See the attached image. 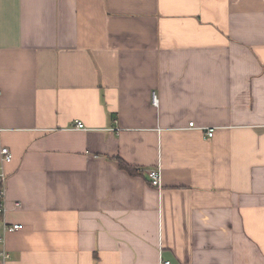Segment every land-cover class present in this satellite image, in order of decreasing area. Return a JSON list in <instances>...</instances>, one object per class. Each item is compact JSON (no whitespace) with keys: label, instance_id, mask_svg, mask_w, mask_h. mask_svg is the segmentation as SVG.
<instances>
[{"label":"crops","instance_id":"obj_1","mask_svg":"<svg viewBox=\"0 0 264 264\" xmlns=\"http://www.w3.org/2000/svg\"><path fill=\"white\" fill-rule=\"evenodd\" d=\"M0 90V264H264V0H0Z\"/></svg>","mask_w":264,"mask_h":264},{"label":"built area","instance_id":"obj_2","mask_svg":"<svg viewBox=\"0 0 264 264\" xmlns=\"http://www.w3.org/2000/svg\"><path fill=\"white\" fill-rule=\"evenodd\" d=\"M1 94V90H0ZM156 101V96H154ZM193 126V123H191ZM76 127L84 128L85 125L82 121H76ZM213 129L211 128L208 132L209 136H213ZM13 159V154L9 147L2 146L0 149V214H5L6 211V190H5V183L7 180V172L5 170V164L11 162ZM147 176L150 179V183L155 187H161V171L159 169H149L146 171ZM16 206H20L19 202H16ZM22 228L20 223H8L4 222L2 229L0 230V254L5 258H9L10 255L3 249V245L5 243L6 235L10 232L18 231ZM162 264H173L170 260H163Z\"/></svg>","mask_w":264,"mask_h":264},{"label":"trees","instance_id":"obj_3","mask_svg":"<svg viewBox=\"0 0 264 264\" xmlns=\"http://www.w3.org/2000/svg\"><path fill=\"white\" fill-rule=\"evenodd\" d=\"M120 166L123 168H127V169H131L124 161H122L121 159L119 160ZM2 217V215L0 214V218Z\"/></svg>","mask_w":264,"mask_h":264}]
</instances>
